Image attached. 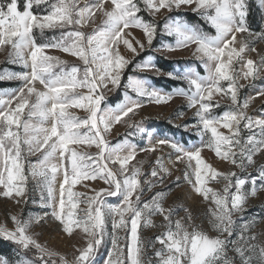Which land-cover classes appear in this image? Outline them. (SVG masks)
I'll return each instance as SVG.
<instances>
[{"label": "snow or ice", "instance_id": "snow-or-ice-1", "mask_svg": "<svg viewBox=\"0 0 264 264\" xmlns=\"http://www.w3.org/2000/svg\"><path fill=\"white\" fill-rule=\"evenodd\" d=\"M258 7L264 13V0ZM188 10L207 21L214 34L178 15ZM250 12L251 0H0V50H7L8 62L22 68L0 70V81L20 82L16 89L0 90V197L19 205L28 202L30 190H39L41 207L50 210L37 216L10 215L12 228L0 223V241L16 249L13 259L0 257V264H97L103 247L108 249L103 264H264V233L254 231L259 221L244 218L249 199L264 191V164L257 165L255 159L264 154V117L249 115L251 98L241 97L245 87L264 80V54L258 60L246 56L257 51L256 41H264V27L251 29ZM97 13L102 23L85 31ZM131 28L140 29L146 43L136 40L138 48L133 46L125 31ZM48 31L59 34L46 37ZM158 36L174 37L175 42L161 39L154 47ZM121 45L133 58L146 48L172 52L194 45L192 55L205 74L191 68L163 73L149 56L132 71H154L186 87L162 91L136 75L125 81L133 61L121 53ZM49 49L80 63L49 55ZM116 90H122L123 99L113 107L106 100ZM177 96L195 110L194 123L174 126L195 134L197 143L154 138L142 121L132 122L145 104H165ZM215 97L230 100L220 114L214 111L221 106ZM184 115L178 112L176 119ZM121 122L133 129L129 136H147L149 147L139 151L167 147L175 162L186 163L183 179L210 203L205 218L214 235L187 208L178 217L174 208L165 207L166 191L143 198L171 173L158 157L145 174L144 161L133 163L138 151L128 136L115 144L106 138ZM82 144L95 145L97 151L89 154L73 147ZM205 149L230 162L239 174L206 163ZM83 180H99L105 187L91 189L90 195L74 190ZM210 181H222V190L209 187ZM112 197L117 202H109ZM156 216L161 217L159 224ZM49 218L69 236L76 229L84 234V246L75 249L71 260L32 232ZM146 228L159 229L155 239H144Z\"/></svg>", "mask_w": 264, "mask_h": 264}, {"label": "rangeland", "instance_id": "rangeland-1", "mask_svg": "<svg viewBox=\"0 0 264 264\" xmlns=\"http://www.w3.org/2000/svg\"><path fill=\"white\" fill-rule=\"evenodd\" d=\"M259 2V0H257ZM191 13L195 15H199L198 13H194L191 10L182 11L180 14ZM103 17L102 14L97 13L95 18V23H89V25L85 28V31L91 32L97 26L102 23ZM157 20L162 24L163 20L161 17H157ZM126 33H130L127 35L126 38L129 39L133 46L137 47L136 40H140L141 42L146 43V40L143 36V33L140 29L131 28L125 30ZM46 37H52L54 35H58V32L48 31ZM161 39H163L167 43H174V37H160L158 36L153 41V46L158 47L160 44ZM238 39L240 37L238 36ZM255 48L257 49L256 52L248 51L246 56L258 60L259 54H264V41H256L254 44ZM194 45L189 48H181L176 49L175 51L168 52H154L152 49L146 48L144 51L140 52V55L145 53L149 54L147 57H153V61L156 64L157 58H162L165 61H173L177 62L175 64V70H186L191 68L192 70L199 71L201 75L204 73V68L200 64L198 60L192 55L194 50ZM121 53L126 56V58L131 59L134 61L137 57L133 58V54L130 50L126 49V46L121 45L120 47ZM139 50V49H138ZM49 55L58 56L62 60L68 61L71 63L79 64L80 61L77 57H73L70 54L64 53L59 49H49L47 50ZM8 51L7 50H0V70H10L19 72L22 68L18 65H14L8 62ZM130 66V65H129ZM128 66V67H129ZM128 70V68H127ZM126 70V71H127ZM133 75L138 76L139 78H147L149 82L153 85V87L158 88L162 91H166L163 88L157 87L155 81L162 80L163 78H168L166 75H159L157 76L154 71L148 72H135ZM6 81V80H5ZM11 83H16L17 85L15 88H11L8 90L16 89L20 86L19 81H6ZM242 83H246L242 81ZM173 90V89H172ZM171 90V91H172ZM264 91V80H258L253 83L251 87H245L241 91L242 98H251V103L249 104L248 113L249 115L261 118L264 117V96L258 95L259 92ZM119 93V90L115 92L108 93V98L106 103L111 106L109 103V98L116 96ZM215 100H219L220 108L215 109L217 114L222 113L224 110L227 109V106L230 103L228 97H215ZM103 106V105H102ZM71 111L75 112L76 115L80 117H84L86 113L80 109H71ZM194 109H189L187 107V100L184 97H174L168 103L165 104H154L148 103L138 111V113L132 116V122H143V125L147 132L153 133L154 138L160 137H169L179 140L181 143L184 144H193L198 142V137L185 131L182 128H177L174 125L176 124H184V123H194L193 113ZM178 112H184L185 115L180 118L176 119V114ZM128 118H125L127 120ZM227 134V130L221 129ZM133 132L132 128H129L126 123L121 122L119 124H115L111 129V132L107 135V139L112 143L115 144L120 140L124 139L128 136V139L132 140L137 147V157L136 161H133L135 164L137 161H144L143 169L145 174L150 173L151 168L155 165V161L158 157H162L165 161L166 166L170 171V175L167 177L165 184L157 185V187L153 188L151 192H146L144 195V199H150L151 196L160 190H164L167 192V197L165 200V207H172L176 210V214L178 217L185 216L184 209L187 208L192 216L195 219L197 224L202 225V227L209 231L210 234L214 235L211 231V228L205 218V213L207 212L208 208L210 207V203L203 200L201 196L195 193L191 185H189L183 179V173L186 168L185 162H175V156L172 154L170 156V150L167 147H164L163 150H158L156 152H145L139 151L141 148H148V140L146 135H138V136H129L128 134ZM247 132H244L243 135H247ZM76 147L78 151L87 152L89 154H94L97 149L95 145L89 146L88 144H82ZM202 158L205 160L206 163L211 164L214 168L218 171L228 172V171H237L239 174V170L235 168V166L231 165L228 161H222L219 157L215 155L213 151L210 149H205L202 152ZM33 161H35V157H32ZM257 161V165L264 164V154H260L255 157ZM195 162L193 161V164ZM249 172H254V169H249ZM181 177L180 180H177V177ZM87 185L88 187H85ZM105 187L102 181H88L83 180L80 184L76 186L74 190L87 192V194H92L91 189L98 190L99 188ZM209 187H212L215 190H222L223 182L217 181H210ZM31 189V186H30ZM28 202L16 204L14 200L9 198L0 197V223H7L9 228L13 227V224L10 220V215H23L27 217L28 215L37 216L43 215L45 211H50L49 209L43 208L40 205V192L39 190L31 191L28 194ZM35 201V203L33 202ZM109 202L115 203L117 202V198L112 197L109 198ZM85 205L81 204V208H84ZM237 218V217H234ZM245 219L251 220L252 218H256L259 222L256 224L254 231L257 233H264V191H259L255 197H251L249 199L247 210L245 213ZM156 224H159L161 221V217L156 216L153 218ZM32 232L36 234L37 239L42 244H46L50 249L60 253L68 260L73 258L75 253V249L77 247L84 246V234L79 230L76 229L71 236L67 233L63 232L61 226L59 225L58 221L47 219V222L42 221L38 225H34L32 228ZM158 228H146L142 230V235L145 240L155 239L156 235L158 234ZM264 239V237H262ZM107 247H103L100 250V253L97 255V264H103L105 255L107 253ZM152 254V250L148 251V255ZM57 259H59L57 257Z\"/></svg>", "mask_w": 264, "mask_h": 264}, {"label": "trees", "instance_id": "trees-1", "mask_svg": "<svg viewBox=\"0 0 264 264\" xmlns=\"http://www.w3.org/2000/svg\"><path fill=\"white\" fill-rule=\"evenodd\" d=\"M145 19H150L147 13L144 14ZM180 16L183 18L184 21H186L189 24L196 25L198 27H201L204 31L214 34V29L211 27V25L205 21L203 18H201L199 15L186 13V14H180ZM250 24L251 29L255 31H260L262 27H264V13H261L259 7H258V1L257 0H251V12H250ZM47 36V34H45ZM149 54L145 53L139 57H137L132 64L128 67V70L125 73V81L128 75H133L135 72L132 71L134 65L138 61H142L147 58ZM177 62L173 61H165L162 58H157L156 67L161 69L163 73H167L169 71L175 70V64ZM155 84L159 88H163L166 91H171L172 89L176 87H186V83L183 81H176L169 78H163L162 80L155 81ZM17 84L6 82V81H0V90L5 89H11L15 88ZM123 99L122 90H119V93L109 98V103L111 106H115ZM16 255V249L13 244L7 241H0V257H7L9 259H13Z\"/></svg>", "mask_w": 264, "mask_h": 264}]
</instances>
